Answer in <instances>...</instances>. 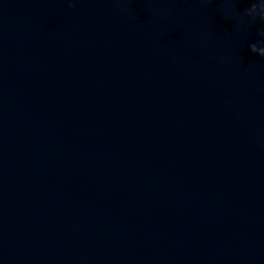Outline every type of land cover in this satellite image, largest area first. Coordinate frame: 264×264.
Listing matches in <instances>:
<instances>
[{
    "label": "water",
    "instance_id": "water-1",
    "mask_svg": "<svg viewBox=\"0 0 264 264\" xmlns=\"http://www.w3.org/2000/svg\"><path fill=\"white\" fill-rule=\"evenodd\" d=\"M0 264H264V0H0Z\"/></svg>",
    "mask_w": 264,
    "mask_h": 264
}]
</instances>
